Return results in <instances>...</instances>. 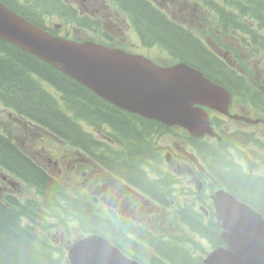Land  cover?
I'll list each match as a JSON object with an SVG mask.
<instances>
[{
    "label": "trees",
    "instance_id": "trees-1",
    "mask_svg": "<svg viewBox=\"0 0 264 264\" xmlns=\"http://www.w3.org/2000/svg\"><path fill=\"white\" fill-rule=\"evenodd\" d=\"M1 1L37 25L57 34L56 30L45 26L42 19L46 11L39 3L30 7V11L35 14L30 16L22 8L21 0ZM38 1L45 8V0ZM46 1L52 7L56 5L59 10H64L59 0ZM109 1L129 18L145 46H157L174 59L198 67L232 93L231 84L241 83L224 60L209 51L191 31L171 20L149 0ZM200 1L221 20L225 30H240L255 42H259V39L264 47V35L259 33L264 31V0ZM71 12L75 13L74 10ZM76 20L79 22L82 19ZM45 84L52 86L54 91L51 92ZM0 101L30 122L81 148L104 170L124 182L140 190L143 186L155 189L158 184L148 178L143 165L162 163L163 158L156 150L153 138L154 133H160L157 127H162L161 123L119 109L56 67L1 38ZM82 122L104 133L118 148L107 141L98 140L83 128ZM235 137L233 134L230 136L232 146ZM190 139H195L194 146L201 154L208 156L211 167L208 171L211 175L216 174L233 194L264 213V179L243 172L236 165L225 171L226 163L233 165L230 156H222L214 144L194 137ZM0 166L24 178L42 196L52 194L48 207H60L62 200L63 209L81 221L85 233L105 234L113 240L109 232L120 237L124 232V224L133 225L131 220L117 215L105 217L86 197L68 193L60 182L1 131ZM147 192L151 193L149 190ZM32 210L34 212L31 215ZM40 212L42 210L37 205H31L28 201L22 203L16 197H9L6 202L0 200V264H62L64 256L53 257L42 235L43 221L34 218V215L40 217ZM22 215L29 217L33 225L20 224ZM179 215L192 232L207 238L214 245L221 244L220 228L214 220L205 224L200 211L189 209L181 211ZM131 243L137 248L134 242ZM164 256L171 259L169 255ZM174 260L177 264H195L187 249L181 252L179 248L172 247Z\"/></svg>",
    "mask_w": 264,
    "mask_h": 264
},
{
    "label": "water",
    "instance_id": "water-1",
    "mask_svg": "<svg viewBox=\"0 0 264 264\" xmlns=\"http://www.w3.org/2000/svg\"><path fill=\"white\" fill-rule=\"evenodd\" d=\"M0 38L7 40L77 79L110 103L191 133L213 134L209 106L227 112L231 93L186 61L163 67L152 59L92 41L78 42L52 34L0 1ZM198 104L199 106H196ZM217 203L218 196L213 197ZM217 209L227 246L215 248L207 264H264V217L234 196ZM71 264H137L100 235L75 242Z\"/></svg>",
    "mask_w": 264,
    "mask_h": 264
},
{
    "label": "rangeland",
    "instance_id": "rangeland-1",
    "mask_svg": "<svg viewBox=\"0 0 264 264\" xmlns=\"http://www.w3.org/2000/svg\"><path fill=\"white\" fill-rule=\"evenodd\" d=\"M185 1L188 2L186 5H178L177 0H172V7L171 5H168V10H163L171 19L183 24L197 36L202 38V40L210 48L214 49L211 42L214 43L213 40H215L222 45L224 49H226L222 50V53L220 54H223L228 50V58L230 60L237 58L238 63L236 67L245 75L251 91L252 87L264 82V50L261 49L264 47L257 44L256 46H252L249 44L247 38L243 39L242 34L238 35L240 37H236V31H232L230 29L225 30L222 22L205 6L204 2H201L200 0ZM34 3L35 1L33 0L31 5ZM73 3L77 6L80 5L76 0H73ZM65 16L70 18V15L58 12L55 20L61 22ZM106 22L109 23V26L105 27V22L102 21L100 31H113L112 20L106 19ZM218 24L222 25V32L217 30ZM125 28L126 27L124 26L121 30L115 32L122 33L126 30ZM126 40L130 43L122 40V44L124 46L132 47L137 52H145L148 56L162 63H174V60H172V58H170L163 49L159 47H143L140 43L138 35L133 29H130V31L126 33ZM214 51L216 53L218 52L217 50ZM45 85L51 89V92L54 91L52 86L48 84ZM262 93L264 94V90ZM244 103H248V98H246ZM256 103L258 102L256 101ZM10 112L11 111L4 106L3 102L0 101V130H2L5 134L8 133L12 135L18 146L27 151L31 156L36 157L43 165H45L47 170L50 171L52 175L60 179V184L68 193L76 196H84L90 201H96L98 206L97 208L105 216L112 215V212L108 208V200L111 197H117L115 193H118V195L131 193L125 186L120 189L115 183L117 182L120 185L121 183L119 181L111 177L104 170H101L98 166H94L88 159H84L78 149L63 142L54 135L48 133L46 130L36 127V125H33L28 120L23 118H21V120H16L14 117L9 116ZM82 124L84 126L83 128L87 132L98 136V133L93 127L85 122H82ZM170 134L172 136L166 134L165 138L172 141V145L180 142V131H170ZM153 138H156V134H154ZM160 142H162V139ZM168 144H170V142ZM252 149L255 150L253 146ZM231 153L232 156L235 154L233 158L236 162V166L237 164H240L241 168L244 170H246L250 165L257 166L259 165V162H261L262 167L257 171V173L261 172L264 174V159L262 156H260L261 158L257 160V153H251L246 150L236 151L235 153L234 149H232ZM231 153L229 152V156L232 158ZM164 154L165 153L162 155L165 156ZM198 163L200 164V162ZM89 165L95 170L94 183L83 186V180L85 177H83L81 173L84 169H89L90 171L91 168ZM163 167H165V165ZM232 168L233 166H228L226 171H229ZM202 171L203 170L199 169L200 176L204 177V180L207 182L206 176ZM0 172L2 171L0 170ZM172 180L173 206L179 205L186 207L190 206L193 202H196L198 203L196 208H199V203H201V201L197 199V193L199 192L198 184L201 179H199L195 173L192 172L190 166L184 164L177 165L175 161L172 160ZM4 191H10V189H5ZM203 192L209 193V190L205 189ZM12 193H16L22 200L32 202L36 201L35 205L40 207L42 212L39 213L41 215L40 217L34 215V218L43 221V230L45 233H48L53 241L57 236L56 242L54 241L55 247L65 246V243H72L83 237V226L81 222L75 216L66 212L62 208V200H60V207L45 206L36 190L31 189L24 183L18 181H15ZM114 213L116 214L115 211ZM135 213L136 214L134 216L138 222L137 211H135ZM22 221L25 225L33 224L31 219L27 217L22 218ZM55 223H60L61 225L59 227H54L53 224ZM185 226L186 225L173 213L172 208V236L174 239L181 238L182 241L185 242V238L181 234H186L187 237L191 238L186 245L195 252V255H200L207 251L209 249L207 241L192 233L188 226H186L187 229L185 230ZM184 230L186 233H184ZM117 238L118 240H123V234ZM156 247L160 251L158 253L163 255V252L161 251L162 245L160 242L156 243ZM62 264H69L68 257H63ZM150 264H163V262L161 259H156L152 260Z\"/></svg>",
    "mask_w": 264,
    "mask_h": 264
},
{
    "label": "flooded vegetation",
    "instance_id": "flooded-vegetation-1",
    "mask_svg": "<svg viewBox=\"0 0 264 264\" xmlns=\"http://www.w3.org/2000/svg\"><path fill=\"white\" fill-rule=\"evenodd\" d=\"M32 1L33 0H24L23 3L21 4L26 14L30 16L35 15L30 11V7L35 6L34 4L31 5ZM61 1L64 6H71L73 8H76L80 15H85L88 17V20L86 21L79 20V22L76 23V25H72L73 20L69 22L66 21L65 19H63L61 22H57L55 20H49L48 24L52 23L53 27L54 26L56 28L61 27L62 30H65L62 35L68 37L74 36L78 40L92 39L99 42H103L104 44L119 46L122 48L124 46L122 44V40L126 41L127 43H130L129 41L126 40V33L127 30L131 28V24L128 22L126 16L124 17L118 10H116V8H114L112 5L108 3L109 2L108 0H76L77 2L80 3L79 6L74 4L73 0H61ZM149 1L158 8H160L161 10L162 9L168 10V5H171L172 7V0H149ZM187 3L188 2H186L185 0H177L178 5H186ZM79 14H75V15H79ZM106 19L112 20V27L114 29L113 31H108V32L100 31L102 21L105 22V27L109 26V23L106 22ZM124 26L126 27L125 31H123L122 33L115 32L121 30ZM215 47H217V45H215ZM125 48L134 49L128 46H125ZM218 50L221 53V49L218 48ZM237 63H238V59H236L231 66H233L232 70L234 71L236 78L240 79L241 83L231 84L234 95L232 98V102L229 105V109H227L226 113L217 112L216 114H212L214 129L217 130L219 134L224 135V139H225L224 141H221L217 144V148L218 150H220V154L224 156V150L232 145L230 143L231 140L230 136L233 134L236 135V137L233 138L234 141L233 146L235 147L234 148L235 153L236 151L246 150L251 153H257V160L261 158L260 156H262V158L264 159V94L262 93V91L264 90V82L252 87V91H253L252 92L245 75L242 73V71H239L238 68H235ZM227 65L230 64L227 63ZM246 98H248L247 104L244 103V101H246ZM256 101L258 103H256ZM222 125L225 126V128L222 127ZM163 127L168 131L174 128H178L174 126L169 127L166 125H163ZM252 146L255 148V150L252 149ZM161 148L162 149L166 148L165 150L166 160L169 163V169L171 170V172H172V157L176 158L177 164H180L181 162H185V161H191V162L196 161V157L194 155L191 156L189 155L190 159H188L186 157V155L189 154L188 149L179 144H174L172 148V142H170V144L161 143ZM78 151L80 153L79 149ZM88 160L92 163L90 158ZM201 160L209 163L208 156H203ZM230 162L233 165L226 163L224 167L225 171L228 166L236 165L235 163L232 162V160ZM39 164L48 172L46 167H44L41 163ZM93 165L96 166V164ZM237 166H239L243 172L252 174L257 177H262L264 179V174H262L261 172L257 173V171L260 170V168L262 167L261 162H259V165L257 166L250 165L246 170L242 169L240 164L239 165L237 164ZM89 167L91 168L90 171L89 169H84L81 173L82 176L85 177L83 180V186H87L91 183H94L95 170L92 166L89 165ZM209 168L211 169L210 165ZM51 176L54 177V175L52 174ZM20 179L24 180V178L22 177H20ZM57 179L60 180L59 178ZM206 179L207 182L206 180H204L202 186L205 187L210 183V186L213 188L214 185L211 182L212 179H210V177ZM16 181L24 183L20 180H16ZM219 183H220L219 185H223L225 186L224 188H227L231 191V189L222 180ZM14 186H15V179H13V177L10 174H6V173L4 174L0 172V198L6 201L10 197L9 195L13 194L12 189ZM159 187L160 186L156 184L155 189L157 190ZM169 187H172V183L169 184ZM5 189H10V191H4ZM142 189L145 190V187L143 186ZM51 195L52 194L44 195L41 198V201L44 205H48V200ZM115 195H117V197H111L109 202L111 203L112 207H116L117 213H119L123 217H128L129 219L135 218L133 214V209H131L134 200L136 198L135 194L131 196H121L118 195V193H115ZM141 195L143 197L144 203H146V201H152L155 204H157L154 200L148 198L145 193H142ZM154 196L156 195L154 194ZM169 198L170 200L168 206L171 214V218L169 222H166V219L160 220V216L153 212L152 207L149 208L146 207L145 204L137 203V208H138L137 226H139L138 231H136V233H132L133 225L130 223H129L130 225L124 224L123 240L120 239L121 243L120 240H118L117 236L114 235V233L109 232L113 241L117 245H123L124 247L123 252H125L127 255L133 256L134 253L137 251L138 252L137 254L140 257H136L135 259H137L141 264H150L152 260H156V259H161L163 264H172V263L177 264L176 260H174V262L172 261V193L169 194ZM156 200L158 202H163L161 194H158L156 196ZM28 202H32V201H28ZM32 212L34 211L32 210ZM205 214L207 216L209 215L207 209L205 210ZM211 220H214L213 215L211 217ZM54 226L59 227L60 224L55 223ZM136 235L139 237L138 239H134ZM56 237L54 238L55 242H56ZM131 242H134L137 245V248ZM157 242L161 243L162 245L161 251L164 253V255L166 256L169 255L171 259L162 258L160 256V254L158 253L160 251L156 247ZM71 244L72 243L67 242L65 243V246L62 247L65 249ZM59 247L60 246H57L58 249ZM194 263L196 264L197 262L194 261Z\"/></svg>",
    "mask_w": 264,
    "mask_h": 264
},
{
    "label": "bare ground",
    "instance_id": "bare-ground-1",
    "mask_svg": "<svg viewBox=\"0 0 264 264\" xmlns=\"http://www.w3.org/2000/svg\"><path fill=\"white\" fill-rule=\"evenodd\" d=\"M23 1L24 0H21V3H23ZM37 4L39 3L40 5H41V7H42V9L43 10H45V11H47L50 7H51V5L45 0V3H44V5H45V8H44V6H43V4L40 2V1H38V0H34ZM3 2V1H2ZM4 3V2H3ZM5 4V3H4ZM9 9H11V10H13V11H15V12H17L16 10H14V9H12L11 7H9L7 4H5ZM55 7L57 8V6L55 5ZM58 9V8H57ZM209 79L210 80H212L213 82H215L211 77H209ZM222 127H224L225 128V126H223L222 125ZM155 134V133H154ZM209 169H206L205 170V172L207 173V174H210L211 175V173H210V171H208ZM106 173H107V171H106ZM225 186H222V185H216V186H214L213 188H224ZM202 192V193H201ZM197 199H199V201H201V202H203L204 201V199H205V195H204V193H203V191H199L198 193H197ZM27 201L25 200V201H23V203H26ZM31 205H35L36 203L35 202H29ZM98 209V208H97ZM99 210V209H98ZM185 210V208H183L182 206H177L176 208H175V210L173 211V213L176 215V216H180L179 215V213L181 212V211H184ZM105 233V232H104ZM121 236V235H120ZM64 257H66V256H64ZM62 261H63V257H62Z\"/></svg>",
    "mask_w": 264,
    "mask_h": 264
}]
</instances>
